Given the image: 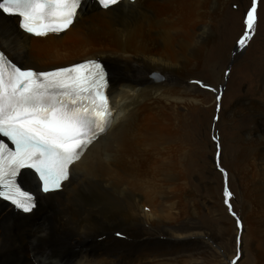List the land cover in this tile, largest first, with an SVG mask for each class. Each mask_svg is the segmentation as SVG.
Listing matches in <instances>:
<instances>
[{"label":"bare ground","instance_id":"bare-ground-1","mask_svg":"<svg viewBox=\"0 0 264 264\" xmlns=\"http://www.w3.org/2000/svg\"><path fill=\"white\" fill-rule=\"evenodd\" d=\"M229 1L121 0L101 9L86 0L67 31L45 37L25 34L17 17L0 11V49L23 68L108 62V95L116 110L111 128L74 162L61 190L41 193L35 174L22 170L21 184L37 194L38 207L24 214L0 200V264L204 263L209 243L195 239L208 232L197 212L185 207L192 191H180L184 182L173 185L181 174L169 161L165 104L184 103L183 96L199 102L203 91L194 78L208 36L227 28L216 17ZM258 59V90L227 109L236 107L248 126L238 132L240 145L231 147L228 165L229 180L236 162L242 181L240 225L227 218L235 247L237 238L249 240L252 264H264V58ZM151 73L165 80H150ZM147 166L146 175L141 168Z\"/></svg>","mask_w":264,"mask_h":264},{"label":"snow or ice","instance_id":"snow-or-ice-1","mask_svg":"<svg viewBox=\"0 0 264 264\" xmlns=\"http://www.w3.org/2000/svg\"><path fill=\"white\" fill-rule=\"evenodd\" d=\"M119 2L99 0L103 8ZM81 6L82 0H0V10L21 18L22 29L37 36L69 28ZM255 12L253 5L246 14L241 46L251 38ZM107 88L108 73L98 61L37 73L21 70L0 51V136L14 146L0 140V197L32 210V197L16 180L26 167L39 173L45 192L61 187L69 166L111 125ZM224 195L231 197L227 190Z\"/></svg>","mask_w":264,"mask_h":264},{"label":"rangeland","instance_id":"rangeland-1","mask_svg":"<svg viewBox=\"0 0 264 264\" xmlns=\"http://www.w3.org/2000/svg\"><path fill=\"white\" fill-rule=\"evenodd\" d=\"M256 1V23L250 33L251 38L241 46L238 41L245 35L246 14ZM225 11V14L222 11L216 17V21L219 20L221 25L225 22L227 28L223 31L224 25L221 31H214L208 36L202 57L204 61L196 74L198 78H194L203 91L198 96L199 102L187 100L184 96V103L166 101L165 130L172 138L167 144L170 147L169 161L176 165L175 172H179L182 178L181 181L179 177L175 179L173 185L179 186L184 182L185 189L181 188L180 191H192L189 197L184 198L185 207L190 212H197V220L208 232V235L202 234V237L195 239L209 243V249H205L202 255L203 264H232L234 260L235 264H252L253 252L249 240L245 239L246 236L244 242L241 237L237 238L235 247L232 240L235 230L232 221L227 218L240 225L242 181L237 175L236 162L232 164L234 175L229 180L228 165L232 163L231 147L240 145L238 132L241 133L248 126L242 124V117L236 107L228 113L227 109L237 103L242 95L251 93L252 89L258 90L254 88L258 79L254 75L257 68L253 63L258 58H264V0H230L225 4ZM152 73L149 75L150 80L155 79ZM128 103L131 104L130 101ZM133 106L140 108V104ZM150 169L148 166L142 167L141 172L147 175ZM215 173L221 174V177ZM225 190L231 193L227 201ZM182 264L189 263L183 260Z\"/></svg>","mask_w":264,"mask_h":264},{"label":"water","instance_id":"water-1","mask_svg":"<svg viewBox=\"0 0 264 264\" xmlns=\"http://www.w3.org/2000/svg\"><path fill=\"white\" fill-rule=\"evenodd\" d=\"M153 77L157 78V79H162L161 76L157 75V74H152Z\"/></svg>","mask_w":264,"mask_h":264},{"label":"flooded vegetation","instance_id":"flooded-vegetation-1","mask_svg":"<svg viewBox=\"0 0 264 264\" xmlns=\"http://www.w3.org/2000/svg\"><path fill=\"white\" fill-rule=\"evenodd\" d=\"M22 183H23L24 185L28 186L23 180H22ZM28 187H29V186H28ZM8 212H10V211H8ZM10 213H12V212H10Z\"/></svg>","mask_w":264,"mask_h":264}]
</instances>
